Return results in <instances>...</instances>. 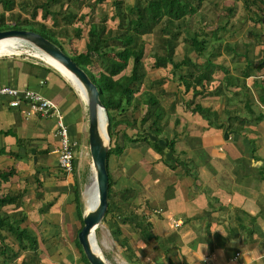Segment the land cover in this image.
I'll return each mask as SVG.
<instances>
[{
  "label": "crops",
  "instance_id": "obj_1",
  "mask_svg": "<svg viewBox=\"0 0 264 264\" xmlns=\"http://www.w3.org/2000/svg\"><path fill=\"white\" fill-rule=\"evenodd\" d=\"M233 3L228 0L227 5ZM242 4L241 0L234 4L231 30L221 29L219 38L206 42V46L217 44L218 53L210 56L216 64L210 79L202 88L195 87L201 93H192L191 89L184 92L177 70L171 72L170 65L165 66L169 72L161 74L165 80L163 88L170 95L167 107L163 102L159 104L166 110L170 108L172 150L163 147L160 153H153L147 145L142 151L132 142L118 156L113 154L121 157L120 164H108L114 179L111 193L118 196V202L131 195L127 205L131 204L138 219L150 223L137 233L126 225L121 227L139 264H264V65H256L264 58V33L262 23L248 18ZM258 4L262 6V19L264 0ZM85 8L79 12L86 13ZM45 19L51 23L49 16ZM181 44L193 50L190 45ZM1 84L31 88L48 97L67 124L69 138L75 142L74 152L79 140L71 136L85 128L83 107L55 70L39 60L1 55ZM152 93L159 100L157 93ZM186 103H200L215 112V117L206 118L190 110ZM70 120L72 124L68 123ZM0 129L14 133H0V146L5 150L17 149L24 154L26 149L22 148L27 145L33 152L32 158L46 154L49 163L52 158L56 163L53 116L26 115L22 105L9 106L0 97ZM14 136L23 138L21 146L15 145ZM3 157L12 158L1 154L0 158ZM140 160L142 168L139 166L137 173L130 171V166ZM39 166L45 170L49 164ZM112 169L122 171L112 173ZM135 175L140 176L138 183ZM45 176L41 181L43 187H35L44 191L39 205L51 202L42 214L56 215L57 210L59 223L62 210L69 217L78 218L71 191L74 179L71 177L69 182V176H52L51 172ZM76 184L80 192L79 182ZM25 190L29 192L28 188ZM51 220L55 222L56 217Z\"/></svg>",
  "mask_w": 264,
  "mask_h": 264
},
{
  "label": "trees",
  "instance_id": "obj_2",
  "mask_svg": "<svg viewBox=\"0 0 264 264\" xmlns=\"http://www.w3.org/2000/svg\"><path fill=\"white\" fill-rule=\"evenodd\" d=\"M1 1L5 7L0 10V29L26 28L34 30L68 53L95 83L107 118L108 112L111 110L117 111L118 108L120 112H126L129 108L136 109L139 104L145 103V111L142 116L138 120L135 116H131L127 123L133 125L138 121L142 125L149 120L148 133L144 131L138 135H128L122 132L123 144L113 142L108 145L106 152L107 208L101 218V221L107 223L108 231L114 241L124 248L126 256L134 257L128 238L122 234L121 225H126L131 231L142 232L150 223L148 221L143 222L142 218L138 219L132 208L127 205L131 195L123 197V201L118 202V196L111 193V185L114 179L109 171L108 157L110 154H120L124 144L128 141L136 143L143 140L148 143V146H151L153 151L158 153L162 151L163 147L172 150L174 144V134L169 138L163 135L158 136L166 125V121L162 120L166 111L158 103L157 98L148 90L137 92L148 69L143 61L146 45L144 37L146 34L155 33L150 46L154 50L152 66L165 67L170 65L171 72L177 70V79L184 92L191 89L192 93H201V90H195V87L200 86L202 88L204 82L210 79L211 72L216 67V64L210 60V56L218 53L217 44L206 46V42L209 38H219V30L221 29L231 30L230 24L233 23L234 4L237 0H233V4L224 7H217V4L210 0H134L131 3L123 0H112L113 13L111 16L115 19L114 26L107 24V16L102 10L97 18L95 16L96 5L103 0H33L28 4L30 6L28 18L24 16L20 18V14H17L12 22L6 20L4 10L12 7L13 0ZM241 1L245 15L255 23L261 24L262 6L258 3H262V0ZM82 7L88 8L87 14L79 12ZM37 14L43 18L49 16L51 24L46 26L44 22H40L38 25H34L31 20H34ZM219 14L224 17L223 21L221 19L217 21ZM60 20L62 23L59 24ZM77 21L86 28H83L82 24L76 23ZM184 28L186 31L190 29V32L183 33ZM84 29L85 38L82 47L73 50L71 53L62 47L57 38L58 34L61 37H67L71 34L75 38H80ZM69 30H71L70 33ZM181 43L192 47L195 52L193 59L187 54H183L178 60L173 58L176 47ZM256 65L263 66L264 64L258 60ZM242 75L244 76L246 73ZM224 81L227 84L228 76L224 78ZM241 88L246 90L244 84H241ZM142 92L144 93L143 97L135 96V93L140 95ZM246 103L248 102L246 101ZM186 104L190 110L197 111L206 118L209 115L215 117V112L210 111L208 107L204 108L200 103H194L192 106ZM0 133L14 134L10 129H0ZM109 135L111 139L110 131ZM14 143L17 147L21 146L23 138L14 136ZM1 154H6L16 160L23 153L17 149L5 150L3 146H0ZM41 168L40 166L34 167V170L29 174L20 176L23 185L13 189L2 186V183L9 181L12 176H18V170L13 164L0 166V264H9L21 251L35 252L38 248L35 235L27 226L19 224L23 220V215L18 212H6L2 210V207L19 205L26 183L41 184L39 178ZM78 187L74 179L71 191L80 222L76 233L82 225L81 216L83 214L80 209ZM50 204L51 202H45L39 206V211H46ZM6 232L13 235L16 247L6 241ZM74 243L80 251L82 261L85 264H90L81 249L76 234ZM167 262L170 263L169 260Z\"/></svg>",
  "mask_w": 264,
  "mask_h": 264
},
{
  "label": "rangeland",
  "instance_id": "obj_3",
  "mask_svg": "<svg viewBox=\"0 0 264 264\" xmlns=\"http://www.w3.org/2000/svg\"><path fill=\"white\" fill-rule=\"evenodd\" d=\"M33 0H13V5L10 9H5V15H6V20L9 22H12L14 17L17 14H20V18L22 16L27 17L29 16V7L28 4L32 2ZM124 2L131 3L134 0H123ZM212 2H215L217 4V7H224L227 5V1L224 0H210ZM3 1L0 2V10H2V7H5L2 3ZM230 2V1H229ZM226 3V4H225ZM56 6V5H55ZM95 11V16L96 18L99 16L100 11L102 10L105 15L107 16V24L109 26H114L115 24V19L111 16L113 13V7H112V0H103L99 4L96 5ZM86 12H88V8H85ZM242 14V11H241ZM240 14V15H241ZM223 21L224 17L219 14L217 17V21L220 20ZM31 20V19H30ZM29 20V21H30ZM45 18L41 17L39 14L36 15L34 20H31L34 25H38L40 22H44L46 26H49L50 20L45 22ZM78 24H82L81 22L77 21ZM83 28H86L82 24ZM85 31V29L83 30ZM71 30H69V33ZM190 32V29L187 31L183 30V33L187 34ZM155 34V33H154ZM154 34H146L145 35V48H144V64L148 66V75L145 76L143 79V82L139 88V91L141 90H148L150 92H156L157 95L159 96V102H163L164 106L167 107V104L169 102V95L168 93L165 92V88L162 85L164 80V75H161L163 73H168V69L165 67H159L156 69L154 66H152L153 62V54L154 50L151 46V42L154 39ZM220 34V33H219ZM82 38H75L71 34L69 36L61 37L59 34L57 35L58 39L60 40L62 47L65 48L66 51L72 52L73 50H77L82 47L83 44V38H84V33L82 34ZM186 45H179L177 49H175L173 58L175 60L180 59V57L183 54H187L188 57L193 59L195 57V52L191 50L190 47H184ZM208 46V45H207ZM28 45L22 44L21 47L19 48L20 51L18 53H13L9 55H4L6 57H20V58H25V59H35L43 62L37 57L31 56L30 52L32 51L31 48L28 49ZM29 52V54H27ZM32 54H35L36 52L33 50L31 52ZM16 54V55H15ZM200 60V59H199ZM43 64H46L50 68L56 71L57 75H59L61 78H63L69 88L73 90L74 96L76 98L75 101H78L81 103L83 115H84V125L85 128L81 130V132H75L73 136H71L73 139H78L79 142H77L78 147L75 148L74 150V155H73V170L72 173L69 176V182L71 181V177L73 179H76V181L79 182L80 185V209L81 212H85L88 208L91 206V199L90 197H93L94 191H96L95 188V181L90 165V156L88 154V147H87V133H86V124H87V115H86V104H85V98L81 94V92L71 83L70 80H68L65 76V78L56 70L54 67L51 65L43 62ZM156 70V71H155ZM173 72V71H172ZM150 75L154 76V78H149ZM162 90V91H160ZM144 93H135V96H142L143 97ZM180 97V96H179ZM140 103V101H139ZM124 108V107H123ZM9 109H11L9 107ZM166 112L163 115V119L166 121V127L163 130V132L160 133V135H166L168 137L172 136V130L170 129L171 120L172 118L171 113H170V108L167 110L164 109ZM145 111V103L139 104V106L136 109L129 108L126 110V112H120V109L117 108L116 110H111L108 112V118H107V123H108V133L112 134V138L110 139L109 135V141L108 145L112 144L113 142L123 144L124 139L122 132H125L126 134H131V135H138L141 132H147V126L149 124V120L145 121L142 125L136 121L133 125H129L127 123V120L131 116H135L136 120L142 116V113ZM107 115V114H106ZM70 124L71 120L68 122ZM67 125V124H66ZM70 128V127H69ZM68 129V128H67ZM140 143H137L134 145L138 150L145 151V148L148 147V143H146L143 140L138 141ZM126 144V145H125ZM124 144L123 149L125 146L132 144V142L128 141ZM141 144V145H138ZM151 152H153L151 146L148 147ZM26 152L23 154L22 157L14 160L12 158H0V166H5L7 164H13L16 169L18 170V176H14L11 178V180L8 183H4V186H8L10 188H17L23 185V181L20 180V176L23 174H26L28 172H31L33 170V167L39 166V164H44L47 162L49 166H45V170H41L39 173V178L42 181L47 175L49 176V172H51L52 176L55 175H62L61 170L58 168L57 164L54 163V159L52 158L50 163H49V158H45V155H40L36 154V158H32L30 155L33 153L31 152V148L27 147V145L22 148V150H25ZM154 153V152H153ZM118 156V155H116ZM110 158V159H109ZM120 158L121 157H114L113 154H110L108 157V164L110 162V165L112 166L113 163L115 164H120ZM142 168L141 160L139 163H133V165L130 166V171L134 170L137 173L138 167ZM41 167V166H40ZM118 170V171H117ZM47 171V172H46ZM122 170L120 169H112L113 172H121ZM26 172V173H25ZM46 172V173H45ZM136 176V175H135ZM136 182L138 183L140 181V176L135 177ZM28 186V187H27ZM36 186L43 187V184L39 185L36 182H28L25 184V188H28L27 192L26 190L24 191L22 198L20 200L19 205L16 207L12 205H6L2 207V210L9 212V213H19L23 215V220L20 221V225L22 226H27V228L35 235L36 240L38 241V248L35 252H30V251H21L18 256L9 264H83L82 260L79 258V251L77 246L74 243V236L76 234V229L80 225V222L78 221V218L75 216H68L66 214L65 210H62V217L60 216V223L59 220L57 222V219H59V214L58 211L56 210L55 214L52 215L50 214L49 216L47 214L43 215V212L39 211V200L42 199L43 197V189L41 190H35ZM31 189L33 191H31ZM48 189V188H47ZM93 190V191H92ZM91 192V193H90ZM88 193V194H87ZM89 195V196H88ZM122 199V197H119ZM136 198H134L135 200ZM131 200V199H130ZM129 200V202H130ZM128 202V203H129ZM38 203V204H37ZM44 203V202H43ZM129 206V205H128ZM131 207V204H130ZM56 217V221H52L51 219ZM62 218V220H61ZM82 218V216H81ZM75 219V220H74ZM121 227H126L125 225H121ZM137 233V232H136ZM134 234L133 237L137 236V234ZM95 238L100 250L101 256L105 259L107 264H139L137 262V257H127L126 253L124 251V248L115 242L113 238L110 236L108 227L106 222L100 221L98 225L96 226L94 230ZM6 241L11 244L13 247H16V242L12 234L9 232H6ZM65 257V258H64ZM64 258V259H63ZM72 260V262H70Z\"/></svg>",
  "mask_w": 264,
  "mask_h": 264
},
{
  "label": "water",
  "instance_id": "obj_4",
  "mask_svg": "<svg viewBox=\"0 0 264 264\" xmlns=\"http://www.w3.org/2000/svg\"><path fill=\"white\" fill-rule=\"evenodd\" d=\"M264 33V18L261 19ZM5 36H17L22 40L21 44L29 45L35 49L45 52L59 61L83 84L86 93V133L87 147L90 156V165L95 181L96 201L82 214V225L76 233L81 249L90 264H107L99 253V248L92 241L93 229L101 221L107 208L108 174L106 152L108 148L109 133L107 115L103 104L98 96V89L85 71L64 52L57 44L31 29L6 28L0 29V38ZM264 64V58L261 60ZM105 116L106 122L101 126L100 113ZM100 128L103 129V135ZM94 240V239H93Z\"/></svg>",
  "mask_w": 264,
  "mask_h": 264
},
{
  "label": "built area",
  "instance_id": "obj_5",
  "mask_svg": "<svg viewBox=\"0 0 264 264\" xmlns=\"http://www.w3.org/2000/svg\"><path fill=\"white\" fill-rule=\"evenodd\" d=\"M28 47H30L31 50L34 49L29 45ZM31 52V56L37 57ZM27 54H29V52H27ZM0 97H4L9 106L18 107L22 105L24 107V114L26 115L36 113L43 117H54L57 134V144L55 148L56 164L63 176L66 177L70 175L73 169V147L75 146V142L69 138L67 125L57 106L48 97L38 91L31 88H18L9 84L0 85ZM176 223L177 222H175V224Z\"/></svg>",
  "mask_w": 264,
  "mask_h": 264
},
{
  "label": "bare ground",
  "instance_id": "obj_6",
  "mask_svg": "<svg viewBox=\"0 0 264 264\" xmlns=\"http://www.w3.org/2000/svg\"><path fill=\"white\" fill-rule=\"evenodd\" d=\"M21 43H22V40L19 37H17V36H5V37L0 38V56L1 55H9V54H13V53H18L20 51L19 48L22 45ZM33 50L36 52L35 54H33L34 56L39 57L43 62L51 65L56 70H58L59 73H61L68 80L71 81V83L81 92V94L86 99L87 90L85 89L83 84L80 83L77 80V78L66 67H64L59 61H57L55 58H53L49 54H47L45 52H42V51H40L38 49H35V48ZM105 122H106L105 116H103V113L101 112L100 113L101 126L104 125ZM99 129L101 131V134L103 135V129L100 128V127H99ZM90 199H91V203L90 204L92 206L94 204V202L96 201V191H94L93 197H90ZM94 230H95V228L93 229V237H94L93 239L94 240L92 239V241L94 243H96V245L98 247V244H97V241H96V238H95V234H94ZM99 253H100V250H99Z\"/></svg>",
  "mask_w": 264,
  "mask_h": 264
}]
</instances>
